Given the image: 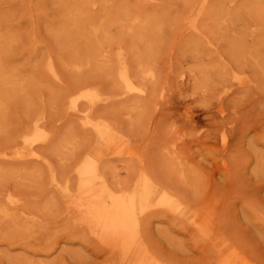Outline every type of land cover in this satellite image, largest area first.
<instances>
[{
  "label": "rangeland",
  "instance_id": "374dc122",
  "mask_svg": "<svg viewBox=\"0 0 264 264\" xmlns=\"http://www.w3.org/2000/svg\"><path fill=\"white\" fill-rule=\"evenodd\" d=\"M0 264H264V0H0Z\"/></svg>",
  "mask_w": 264,
  "mask_h": 264
},
{
  "label": "bare ground",
  "instance_id": "6f19581e",
  "mask_svg": "<svg viewBox=\"0 0 264 264\" xmlns=\"http://www.w3.org/2000/svg\"><path fill=\"white\" fill-rule=\"evenodd\" d=\"M165 112V111H164ZM164 115V114H163ZM188 145V144H187ZM145 154V153H144ZM150 166V165H149ZM210 192V191H209ZM213 192V191H212ZM180 193V192H179ZM208 195V194H207ZM217 196V195H216ZM208 197V196H207ZM216 198V197H215ZM205 199V198H204ZM209 202V201H208ZM121 203V202H120ZM117 204H118V201H117ZM205 204V203H204ZM117 207V206H116ZM118 209V208H117ZM154 213V212H153ZM222 216V215H221ZM227 221V220H226ZM220 223V222H219ZM223 223V222H222ZM115 225V224H114ZM222 228V227H221ZM220 228V229H221ZM231 235V234H230ZM232 241V240H231ZM153 252V251H152ZM104 253H105V251H104ZM160 259H162V258H160Z\"/></svg>",
  "mask_w": 264,
  "mask_h": 264
}]
</instances>
